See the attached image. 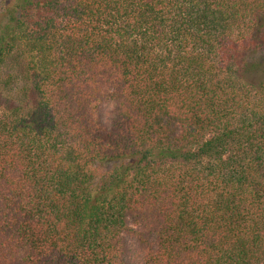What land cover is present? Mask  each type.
I'll return each instance as SVG.
<instances>
[{
	"label": "trees",
	"instance_id": "trees-1",
	"mask_svg": "<svg viewBox=\"0 0 264 264\" xmlns=\"http://www.w3.org/2000/svg\"><path fill=\"white\" fill-rule=\"evenodd\" d=\"M0 264H264V0H0Z\"/></svg>",
	"mask_w": 264,
	"mask_h": 264
}]
</instances>
